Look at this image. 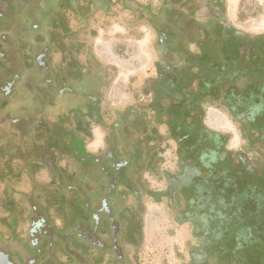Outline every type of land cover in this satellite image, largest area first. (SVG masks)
<instances>
[{
	"label": "flooded vegetation",
	"instance_id": "flooded-vegetation-1",
	"mask_svg": "<svg viewBox=\"0 0 264 264\" xmlns=\"http://www.w3.org/2000/svg\"><path fill=\"white\" fill-rule=\"evenodd\" d=\"M257 1L236 11L229 0L139 9L155 31L152 69L128 104L108 111L112 76L92 55L85 70L71 57L82 72L65 80L54 58L65 11L90 15L102 0H0V157L22 150L28 163L45 161L60 143L46 120L59 106L110 134L95 160L101 208L92 231L71 230L95 246L101 257L92 264L105 255L106 264H130L121 218L137 215L139 233L146 199H166L191 230L186 264H264V24L254 19L264 0Z\"/></svg>",
	"mask_w": 264,
	"mask_h": 264
},
{
	"label": "crops",
	"instance_id": "crops-1",
	"mask_svg": "<svg viewBox=\"0 0 264 264\" xmlns=\"http://www.w3.org/2000/svg\"><path fill=\"white\" fill-rule=\"evenodd\" d=\"M67 38L68 33H62V50L54 55L55 62L62 65L59 67L62 80L73 73L80 74L81 68L85 70L88 54L80 50L73 54L68 47L63 48ZM71 57L79 61L81 68L73 69ZM93 59L103 69L101 63ZM105 101L109 104L106 97ZM46 120L56 129L60 143L45 152L48 153L45 161L42 155L28 163L22 150H10L0 157L1 255L8 259V264H24L26 256L35 258L34 264H92L101 257L95 246L85 240L79 242V234L71 230L92 231V214L101 208L96 196L98 165L95 160L99 153L107 150L110 134L80 111H70L63 106L50 111ZM35 150L42 153L38 147ZM131 216L128 221L121 218L125 237L136 232L137 215ZM108 232L104 235L106 239ZM32 236L35 245L29 241ZM102 258V264L111 261L109 255Z\"/></svg>",
	"mask_w": 264,
	"mask_h": 264
},
{
	"label": "rangeland",
	"instance_id": "rangeland-1",
	"mask_svg": "<svg viewBox=\"0 0 264 264\" xmlns=\"http://www.w3.org/2000/svg\"><path fill=\"white\" fill-rule=\"evenodd\" d=\"M160 1L104 0L101 8L90 15L84 10L80 14L66 10L63 14V26L58 28L56 35L68 33L65 48L70 46L77 52L93 55L111 74L112 88L106 94L110 108L128 104L129 92L133 87L137 89L150 74L155 59V31L138 12L146 8L157 11ZM229 1L234 11L240 2L252 8L258 4L257 0ZM254 17L264 24V13ZM258 27L264 26L259 24ZM58 43L62 48L63 42ZM229 126L236 124L230 122ZM144 207L145 213L138 216L140 231L129 235L131 245L129 241L126 243L131 264H186L193 243L189 227L182 223L166 199H146Z\"/></svg>",
	"mask_w": 264,
	"mask_h": 264
},
{
	"label": "built area",
	"instance_id": "built-area-1",
	"mask_svg": "<svg viewBox=\"0 0 264 264\" xmlns=\"http://www.w3.org/2000/svg\"><path fill=\"white\" fill-rule=\"evenodd\" d=\"M112 2H116V0H111Z\"/></svg>",
	"mask_w": 264,
	"mask_h": 264
},
{
	"label": "water",
	"instance_id": "water-1",
	"mask_svg": "<svg viewBox=\"0 0 264 264\" xmlns=\"http://www.w3.org/2000/svg\"><path fill=\"white\" fill-rule=\"evenodd\" d=\"M39 244V243H38ZM37 246V245H36ZM39 246V245H38Z\"/></svg>",
	"mask_w": 264,
	"mask_h": 264
}]
</instances>
